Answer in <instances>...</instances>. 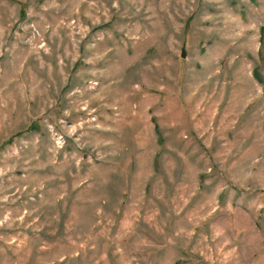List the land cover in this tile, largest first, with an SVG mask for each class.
<instances>
[{
	"label": "rangeland",
	"instance_id": "obj_1",
	"mask_svg": "<svg viewBox=\"0 0 264 264\" xmlns=\"http://www.w3.org/2000/svg\"><path fill=\"white\" fill-rule=\"evenodd\" d=\"M0 264H264V0H0Z\"/></svg>",
	"mask_w": 264,
	"mask_h": 264
},
{
	"label": "trees",
	"instance_id": "obj_2",
	"mask_svg": "<svg viewBox=\"0 0 264 264\" xmlns=\"http://www.w3.org/2000/svg\"><path fill=\"white\" fill-rule=\"evenodd\" d=\"M254 75L257 77L258 80H260V81L263 80V77H262V75L259 73L258 70H255V71H254Z\"/></svg>",
	"mask_w": 264,
	"mask_h": 264
},
{
	"label": "water",
	"instance_id": "obj_3",
	"mask_svg": "<svg viewBox=\"0 0 264 264\" xmlns=\"http://www.w3.org/2000/svg\"><path fill=\"white\" fill-rule=\"evenodd\" d=\"M182 56H183V57L185 56L184 53L182 54Z\"/></svg>",
	"mask_w": 264,
	"mask_h": 264
}]
</instances>
